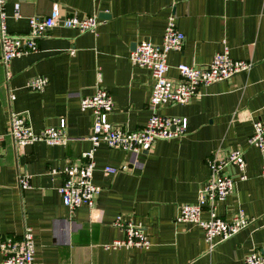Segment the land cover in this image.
<instances>
[{
  "label": "crops",
  "instance_id": "0c3cea01",
  "mask_svg": "<svg viewBox=\"0 0 264 264\" xmlns=\"http://www.w3.org/2000/svg\"><path fill=\"white\" fill-rule=\"evenodd\" d=\"M5 13L7 31L15 35L26 34L34 16L94 15L99 25L96 34L55 27L36 52L8 67L0 62V235L20 237L30 228L34 264H245L246 255L264 251V149L247 143L253 122L264 121V0H5ZM169 16L185 42L168 54L167 77L177 78L179 64L209 63L224 45L232 59L251 62V68L203 88L185 105L158 109L187 120L184 136L158 140L140 155L100 145L92 174L101 188L95 206L71 211L58 193L62 177L50 171L79 163L91 148L92 115L80 111L81 97L93 94L98 74L113 99L109 122L130 131L143 127L152 77L129 55L139 42L160 45ZM34 77L47 79L42 92L27 89ZM12 113H25L35 134L64 119L68 144L16 145L7 134ZM236 149L243 152L247 179L239 181L238 169L226 167L235 184L217 215L230 220L242 212L253 222L209 249L201 228L175 217L178 207L196 203L209 178L206 159ZM106 167L118 172L106 176ZM20 175L28 176L25 190L18 187ZM118 216L141 226L150 247L112 248L123 238L113 225Z\"/></svg>",
  "mask_w": 264,
  "mask_h": 264
},
{
  "label": "built area",
  "instance_id": "2783aa9c",
  "mask_svg": "<svg viewBox=\"0 0 264 264\" xmlns=\"http://www.w3.org/2000/svg\"><path fill=\"white\" fill-rule=\"evenodd\" d=\"M16 18L19 17L18 6H15ZM99 20L96 16L78 17L71 14L57 19L55 17H30L29 30L26 34H10L6 26L5 0H0V62L4 67L16 58L36 52L37 43L45 38L55 27L76 30L79 33L96 34ZM185 36L176 27V19L169 16L160 45L139 42L130 53L132 65L148 69L151 72L152 86L147 108L150 116L143 127L130 131L125 127L114 125L108 120L113 109L111 94L101 85L97 74L94 92L90 96L81 97L80 111H89L92 115V126L88 135L91 148L81 155L79 163L66 164L62 169H52L53 175H60L62 183L58 188L64 206L71 211L86 206L93 210L101 188L93 183L94 154L100 145L114 150L140 155L149 152L156 141L178 139L185 135L187 120L176 116H164L158 109L167 105H185L193 97L199 96L203 88L215 83L229 80L238 73L248 71L252 63L234 60L229 56L227 46L216 53L212 60L200 66L179 64L176 67L177 78L166 76L168 70L167 56L171 51H181ZM72 53V52H71ZM47 84L45 77L30 79L26 87L30 91L42 92ZM11 99L14 97L11 95ZM7 134L18 146H25L35 142H44L49 146L65 147L69 138L66 133V122L59 121L55 127L43 129L35 134L25 113H12L9 118ZM247 143L260 150L264 149V121L253 122V133ZM209 178L199 189L195 204L178 207L175 222L186 223L202 229L204 241L209 249L217 243L225 241L247 228L253 219L242 212L235 213L230 220L217 215V205L224 202L233 192L235 180L225 174L228 166L238 169L239 181H245L246 163L243 152L236 149L224 157L216 154L206 159ZM122 167L119 170H125ZM118 169L106 167L104 174L114 175ZM261 175L264 176V165ZM18 187L25 190L29 187L28 176L20 175ZM208 214L202 218V213ZM113 225L123 232V238L111 243L114 249H147L150 240L141 226L125 222L122 216L116 217ZM35 243L30 228L24 229L20 237L14 235H0V255L3 264H34ZM245 264H264V251H252L246 255Z\"/></svg>",
  "mask_w": 264,
  "mask_h": 264
},
{
  "label": "water",
  "instance_id": "95a60500",
  "mask_svg": "<svg viewBox=\"0 0 264 264\" xmlns=\"http://www.w3.org/2000/svg\"><path fill=\"white\" fill-rule=\"evenodd\" d=\"M135 49V48H134Z\"/></svg>",
  "mask_w": 264,
  "mask_h": 264
}]
</instances>
